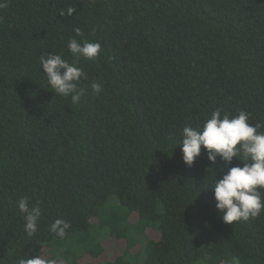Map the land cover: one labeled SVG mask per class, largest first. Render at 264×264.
<instances>
[{
    "label": "trees",
    "instance_id": "trees-1",
    "mask_svg": "<svg viewBox=\"0 0 264 264\" xmlns=\"http://www.w3.org/2000/svg\"><path fill=\"white\" fill-rule=\"evenodd\" d=\"M3 2L0 264H264V211L226 224L208 189L243 163L210 169L202 147L189 167L179 143L216 108L243 110L264 132V0ZM70 38L101 44L77 64L78 105L40 70L48 53L75 62ZM23 197L41 211L32 236ZM56 219L70 224L63 238L50 230Z\"/></svg>",
    "mask_w": 264,
    "mask_h": 264
},
{
    "label": "clouds",
    "instance_id": "clouds-1",
    "mask_svg": "<svg viewBox=\"0 0 264 264\" xmlns=\"http://www.w3.org/2000/svg\"><path fill=\"white\" fill-rule=\"evenodd\" d=\"M5 7L7 4L0 0V8ZM74 12L75 8L68 7L66 11L62 9L59 15L71 16ZM76 31L79 35V29ZM67 47L76 58L75 62L69 63L60 55L48 53L40 57V70L43 69L48 87L56 97L70 98L71 105H78L86 90H77V86L86 74L77 64L81 57L96 60L101 52V44L70 38ZM91 90L94 95H99L103 91L101 83L93 82ZM222 112L221 108L214 109L200 129L184 126L179 143H182L183 162L189 167L201 155L202 147L213 166L210 169H214L218 158L224 165L231 164L234 158L243 163L242 167H230L222 178L216 175L208 188L214 193L216 209L223 214L222 221L233 224L249 221L264 211V199L259 191L264 189V132L259 131L261 124L249 122V115L243 110L237 115L226 112L222 115ZM17 207L19 213L23 214L24 231L28 236L34 235L41 217L40 208H30L28 197L19 199ZM69 228L70 224L63 219H56L50 225L51 232L61 238ZM19 264H55V261L45 260L38 255L20 259Z\"/></svg>",
    "mask_w": 264,
    "mask_h": 264
},
{
    "label": "rangeland",
    "instance_id": "rangeland-1",
    "mask_svg": "<svg viewBox=\"0 0 264 264\" xmlns=\"http://www.w3.org/2000/svg\"><path fill=\"white\" fill-rule=\"evenodd\" d=\"M104 239H107L106 237H104ZM106 241H109V239L108 240H106ZM121 248V249H120ZM119 249H115V248H112V245L110 246H108L107 247V251H112V250H117L112 256H114L115 254H119V253H121L122 252V247H120ZM112 258V257H111Z\"/></svg>",
    "mask_w": 264,
    "mask_h": 264
}]
</instances>
